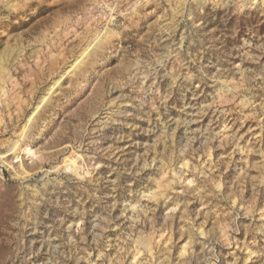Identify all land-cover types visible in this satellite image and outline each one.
<instances>
[{
    "label": "rangeland",
    "instance_id": "obj_1",
    "mask_svg": "<svg viewBox=\"0 0 264 264\" xmlns=\"http://www.w3.org/2000/svg\"><path fill=\"white\" fill-rule=\"evenodd\" d=\"M0 264H264V0H0Z\"/></svg>",
    "mask_w": 264,
    "mask_h": 264
}]
</instances>
